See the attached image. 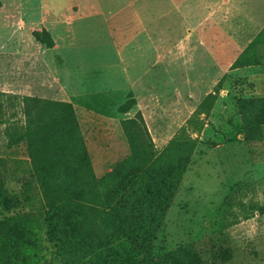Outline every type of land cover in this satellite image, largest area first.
I'll use <instances>...</instances> for the list:
<instances>
[{
  "label": "rangeland",
  "instance_id": "374dc122",
  "mask_svg": "<svg viewBox=\"0 0 264 264\" xmlns=\"http://www.w3.org/2000/svg\"><path fill=\"white\" fill-rule=\"evenodd\" d=\"M251 2L0 0V156H16L5 144L25 124L24 96L74 105L98 177L131 154L124 120L142 119L157 150L184 134L199 147L157 254L182 248L203 264H264V125L248 137L241 109L264 98V42L240 61L264 30ZM46 248L40 264H114L99 262L97 246Z\"/></svg>",
  "mask_w": 264,
  "mask_h": 264
},
{
  "label": "trees",
  "instance_id": "16d2710c",
  "mask_svg": "<svg viewBox=\"0 0 264 264\" xmlns=\"http://www.w3.org/2000/svg\"><path fill=\"white\" fill-rule=\"evenodd\" d=\"M36 36L55 47L50 34L36 30ZM261 42L264 30L240 61L256 56ZM23 102L25 124L5 144L16 156H0V264H40L42 249L50 245L75 252L97 246L101 263L203 264L186 249L165 258L156 251L198 140L183 134L157 150L142 119L124 120L131 154L98 177L74 105L31 96ZM132 106L128 100L120 112ZM241 109L248 137L258 138L264 98L244 100Z\"/></svg>",
  "mask_w": 264,
  "mask_h": 264
},
{
  "label": "bare ground",
  "instance_id": "6f19581e",
  "mask_svg": "<svg viewBox=\"0 0 264 264\" xmlns=\"http://www.w3.org/2000/svg\"><path fill=\"white\" fill-rule=\"evenodd\" d=\"M201 164H203V163H201ZM199 165H200V164H199ZM206 165H207V164H205V166H206ZM193 167L196 168L195 166H193ZM201 167H203V166H201ZM206 167H207V166H206ZM206 167H205V168H206ZM198 168H200V167L198 166ZM205 168H203V169H205ZM191 170H192V169H191ZM200 170H202V169L200 168ZM189 171H190V170H189ZM189 171H188V172H189ZM193 171H194V170H193ZM193 171H192V172H193ZM195 171H197V169H195ZM195 171H194V173H195ZM194 173H193V177H194ZM195 174H196V173H195ZM196 175H197V174H196ZM208 176H209V175H208ZM196 177H197V176H196ZM206 177H207V176H206ZM206 177H205V179H206ZM209 177H210V176H209ZM211 178H212V177H211ZM207 179H208V178H207ZM192 180H194V179H192ZM195 180H197V179L195 178ZM195 180H194V182H195ZM208 180H210V179H208ZM200 181H201V180H200ZM203 182H204V184H205V180H204ZM195 183H196V182H195ZM197 183H198V182H197ZM204 184H203V185H204ZM206 184H207V182H206ZM197 185H199V183H198ZM197 185H196V186H197ZM203 185H202V186H203ZM196 186H195V187H196ZM205 186H206V185H205ZM205 186H203V187H205ZM213 186H216V185H213ZM197 187H199V186H197ZM199 188H200V187H199ZM199 188H197V189H199ZM201 188H202V187H201ZM201 188H200V189H201ZM205 188H206V187H205ZM208 188H209V187H208ZM208 188H207V189H208ZM212 189H213V188H212ZM210 190H211V188H210ZM196 191H197L198 193H200L199 190H196ZM201 191H202V192H201L202 194H205V193H206V192L203 193V190H201ZM205 191H207V190L205 189ZM197 192H196V193H197ZM207 192H208V191H207ZM215 192H217V191H215ZM215 192H214V193H215ZM194 193H195V192H194ZM208 193H211V192H208ZM212 193H213V192H212ZM192 195H195V194H192ZM196 195H197V194H196ZM200 196H201V195H200ZM203 196H204V195H203ZM203 196L200 197V198L202 199V198L205 197V196H204V197H203ZM208 196H209V195H208ZM194 197H195V196H194ZM206 197H207V196H206ZM210 197H211V194H210ZM212 197H213V196H212ZM197 198H198V197H197ZM205 199H206V198H205ZM205 199H204V201H205ZM207 199H209V197H208ZM210 200H211V198H210ZM193 201H194V200H193ZM195 201H196V200H195ZM199 202H200V201H199ZM201 202H203V201H201ZM203 203H204V202H203ZM205 203H207V202L205 201ZM196 204H197V202H196ZM199 204H200V203H199ZM208 204H209V202H208ZM173 206H174V205H173ZM208 206H209V205H208ZM175 207H176V204H175ZM205 207H206V206H205ZM194 208H195V205H194ZM207 208H209V207H207ZM175 209H176V208H175ZM192 209H193V208H192ZM198 210H199V207H198ZM200 210H201V209H200ZM209 210H210V209H209ZM189 211H191V210H189ZM207 211H208V210H207ZM202 212H203V211H202ZM208 212H209V211H208ZM170 214H172V213L170 212ZM170 216H172V215H170ZM191 216H192V215H191ZM169 238H170V237H169ZM174 240H176V239H174ZM171 241H172V240H171ZM173 242H174V241H173ZM169 243H170V242H169ZM171 243H172V242H171ZM174 243H175V242H174ZM172 244H173V243H172ZM173 245H174V244H173ZM170 246H171V245H170ZM171 247H172V246H171Z\"/></svg>",
  "mask_w": 264,
  "mask_h": 264
},
{
  "label": "crops",
  "instance_id": "0c3cea01",
  "mask_svg": "<svg viewBox=\"0 0 264 264\" xmlns=\"http://www.w3.org/2000/svg\"><path fill=\"white\" fill-rule=\"evenodd\" d=\"M250 1H252L251 3H252V5H251V7H253V9H254V11H259V9H260V11H261V13L263 14V16H264V4L263 5H261V2H256V0H250ZM260 7V8H259ZM247 222H244V224L243 223H241V224H238L236 227H237V229H241L240 227H242V225H245Z\"/></svg>",
  "mask_w": 264,
  "mask_h": 264
}]
</instances>
